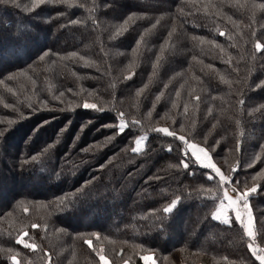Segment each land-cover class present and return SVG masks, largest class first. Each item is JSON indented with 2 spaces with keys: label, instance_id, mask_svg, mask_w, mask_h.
Here are the masks:
<instances>
[{
  "label": "trees",
  "instance_id": "1",
  "mask_svg": "<svg viewBox=\"0 0 264 264\" xmlns=\"http://www.w3.org/2000/svg\"><path fill=\"white\" fill-rule=\"evenodd\" d=\"M256 41L264 0H0V264H259Z\"/></svg>",
  "mask_w": 264,
  "mask_h": 264
},
{
  "label": "snow or ice",
  "instance_id": "2",
  "mask_svg": "<svg viewBox=\"0 0 264 264\" xmlns=\"http://www.w3.org/2000/svg\"><path fill=\"white\" fill-rule=\"evenodd\" d=\"M41 2H43V0H41ZM72 23H76V21H72ZM137 43H139V41H137ZM255 51L256 52H264V42L262 41H256L255 42ZM41 59H43V57H41ZM261 85H264V81H261L260 84L257 85V87H260ZM87 106V108H95L96 105L95 104H88L85 103L84 107ZM160 131L163 132H167V134L169 136H174L175 133L168 131L167 129H161ZM4 135V132L0 131V137H2ZM181 140H185V138L183 136L180 137ZM185 143H188L185 140ZM192 148V155L195 157L196 161L199 162L201 165L207 167V168H211L213 171H215L217 173V175H220V169L216 167L215 164H213L209 159H208V153L205 152V150L203 148H197V146L195 144H191L189 145ZM133 151H136V149H133ZM184 163V167L188 168L190 165L187 162H183ZM220 180L221 182H223L225 180V176L220 175ZM257 188L256 187H251L248 188L246 191L242 192L238 197L237 200L238 201H242V206L244 209H248L249 208V203H248V197L250 196L251 193L256 192ZM227 198V197H226ZM178 201L177 200H173L172 204L169 207H166L164 209V212L169 213L176 205ZM236 201H229V206H235ZM220 215L221 212L218 209L216 213H213V216H215V219H220ZM236 219L237 221L240 222V224L243 227L244 233L246 234L245 230L248 229L252 232V236H253V223H252V217L251 214L249 213L248 219L245 220L244 217L241 214V211L237 210L236 211ZM224 223L227 224L229 223L228 220H224ZM33 227H35V225H33ZM247 235V234H246ZM248 236V235H247ZM249 237V236H248ZM31 247H35V245H31ZM100 261L101 264H108L107 260L105 259V256L103 254L100 255Z\"/></svg>",
  "mask_w": 264,
  "mask_h": 264
},
{
  "label": "rangeland",
  "instance_id": "3",
  "mask_svg": "<svg viewBox=\"0 0 264 264\" xmlns=\"http://www.w3.org/2000/svg\"><path fill=\"white\" fill-rule=\"evenodd\" d=\"M76 38L77 36H69V38L67 39L68 41H76ZM53 43H57V41L53 42ZM121 126L123 127L124 124H121ZM142 145V140H138V142L136 143V147H140ZM9 146L5 145L3 149H5L4 152L1 153V156H0V164H10V155H11V151L10 152H7L6 150H8ZM198 148V147H197ZM3 151V150H2ZM189 151L190 153L192 154V148L189 147ZM194 157V156H193ZM195 158V157H194ZM196 160V159H195ZM215 172V171H214ZM216 173V172H215ZM226 202L224 201L222 204L219 205L218 209L220 210L221 212V216L223 217V220L226 219L225 216L228 214V211H231L232 215L233 216H236V211L239 210L241 211V214L243 216V213L244 212H248L247 209H244L243 206H242V201H238L237 200V197L234 198V197H230V196H227L226 198ZM236 201V204L235 206H229V201ZM217 209V210H218ZM217 212V211H216ZM244 217V216H243ZM253 223V222H252ZM14 264H17V261H13Z\"/></svg>",
  "mask_w": 264,
  "mask_h": 264
},
{
  "label": "clouds",
  "instance_id": "4",
  "mask_svg": "<svg viewBox=\"0 0 264 264\" xmlns=\"http://www.w3.org/2000/svg\"><path fill=\"white\" fill-rule=\"evenodd\" d=\"M85 108L87 109V106H85ZM213 218L215 219V216H213ZM245 232L250 238L252 237V232L250 230L246 229ZM248 247L255 259L259 261V264H264V248L253 247L252 244H249ZM144 260L145 264H148V262L151 260V257L145 256Z\"/></svg>",
  "mask_w": 264,
  "mask_h": 264
},
{
  "label": "crops",
  "instance_id": "5",
  "mask_svg": "<svg viewBox=\"0 0 264 264\" xmlns=\"http://www.w3.org/2000/svg\"><path fill=\"white\" fill-rule=\"evenodd\" d=\"M224 201L226 202L227 200H226V198L224 199ZM247 211L248 212H244L243 213V216H244V219L245 220H247L248 219V216H249V213H250V211H249V209H247ZM251 214V213H250ZM235 218H236V216H234ZM251 217H252V215H251ZM220 218H222L223 219V217L220 215ZM237 220V219H236ZM252 222H253V217H252Z\"/></svg>",
  "mask_w": 264,
  "mask_h": 264
}]
</instances>
